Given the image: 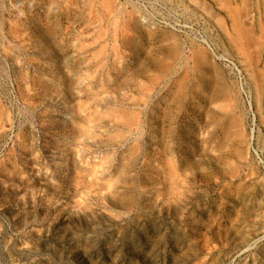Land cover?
Instances as JSON below:
<instances>
[{"label": "rangeland", "instance_id": "374dc122", "mask_svg": "<svg viewBox=\"0 0 264 264\" xmlns=\"http://www.w3.org/2000/svg\"><path fill=\"white\" fill-rule=\"evenodd\" d=\"M0 264H264V0H0Z\"/></svg>", "mask_w": 264, "mask_h": 264}]
</instances>
